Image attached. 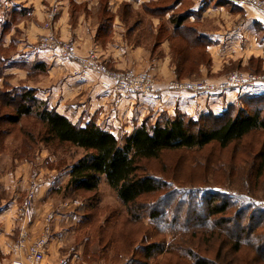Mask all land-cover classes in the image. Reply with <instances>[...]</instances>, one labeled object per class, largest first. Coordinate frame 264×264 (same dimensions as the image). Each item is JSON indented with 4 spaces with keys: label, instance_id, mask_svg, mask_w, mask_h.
I'll list each match as a JSON object with an SVG mask.
<instances>
[{
    "label": "crops",
    "instance_id": "crops-1",
    "mask_svg": "<svg viewBox=\"0 0 264 264\" xmlns=\"http://www.w3.org/2000/svg\"><path fill=\"white\" fill-rule=\"evenodd\" d=\"M161 1L0 0L6 45H16L5 72L10 77L2 78L0 86L9 82L33 88L38 98L47 100L73 122L86 124L94 120L117 136L130 134L145 120L161 121L164 115L181 112L197 118L208 111L219 114L243 94L264 93V84L255 83L216 96L179 91L170 84L173 79L187 76L178 73L176 48L181 46L182 37L175 33L170 20L174 13H184V25L207 40L205 45L188 47L185 53H206L209 61L197 65L198 73L217 82L237 68L264 70V14L259 8L235 0H174L170 6L159 4ZM55 6L59 8L57 19L54 27L48 28L45 20ZM160 7L168 9L156 13ZM50 31L73 42L80 57L94 53L112 69L130 68L153 74L155 94L116 99L103 89V76L99 73L88 78L73 76L72 69L78 67L76 61L63 59L55 51L37 49L39 38ZM29 62H45L47 70L40 71L37 78L30 77ZM190 63V59L185 61V67ZM0 154V264L24 258L29 244L41 234L48 212L54 214L53 231L46 258L39 264H56L64 256L68 257L67 264H76L78 254L72 252L73 246L66 248L70 243L65 222L69 212L64 208L56 210L55 201L50 198L51 184L56 179L54 172L49 175L48 169L47 176L42 172L44 178H49L37 188L34 207L23 222L20 208L26 200L32 173L40 171V155L34 170L29 160ZM22 227L29 231V238L20 251L15 245Z\"/></svg>",
    "mask_w": 264,
    "mask_h": 264
},
{
    "label": "rangeland",
    "instance_id": "rangeland-1",
    "mask_svg": "<svg viewBox=\"0 0 264 264\" xmlns=\"http://www.w3.org/2000/svg\"><path fill=\"white\" fill-rule=\"evenodd\" d=\"M2 27L0 22V30ZM13 45L9 52L0 45V60L10 57L7 62L11 63L16 50ZM27 64L30 77H39L40 70L31 68L34 62ZM238 70L264 72L237 68L228 74ZM199 78L207 77L200 73L178 77ZM16 90L8 95L0 93V115L15 112L5 103L18 97L20 91ZM257 102L242 99L235 106L253 107ZM118 137L122 139L123 134ZM45 138L44 128L32 117L24 116L16 123L8 122L7 117L0 121V153L10 154V158L22 156L33 163L34 170L40 155V171L45 176L48 169L49 175L54 172L50 198L56 210L69 212L65 222L70 243L66 248L73 246L72 252L78 254L76 264H194L196 259L207 264H264L263 130L252 131L227 147L212 142L203 148L166 150L159 158L141 159L143 170L166 186L129 207L118 199L104 177L96 191L72 188L69 167L84 150ZM213 204L227 209L214 215ZM153 211L157 217L151 215Z\"/></svg>",
    "mask_w": 264,
    "mask_h": 264
},
{
    "label": "trees",
    "instance_id": "trees-1",
    "mask_svg": "<svg viewBox=\"0 0 264 264\" xmlns=\"http://www.w3.org/2000/svg\"><path fill=\"white\" fill-rule=\"evenodd\" d=\"M170 4L171 2L169 6ZM161 8H157L156 11H162ZM184 19V13H174L170 17L175 25V33L182 37L181 46L176 48L180 61L178 73L188 76L198 73L197 65L208 62L209 58L206 53L194 56L185 53L188 47L205 45L207 40L198 36L193 28L184 25ZM5 38L6 26L0 30V45L4 47V51L8 49L10 51L13 43L6 45ZM9 58L1 57L0 80L2 78L7 80L10 77L5 73ZM188 59L191 63L185 67V61ZM31 68L46 71L47 64L36 62ZM2 86H8V89L0 90L1 94L2 92L6 95L11 94L15 89L20 92L17 94L18 97L12 96L16 99L12 98L10 103H5L13 106L15 112L5 114L6 116L0 115V121L3 117H7L8 122L16 123L24 116L32 117L44 128L47 141L55 139L82 148L83 155L69 167V185L75 190L96 191L104 177L109 186L116 191L118 199L128 207L142 196L161 191L166 186V182L143 170L141 159L159 158L166 150L203 148L212 142L227 147L252 131L260 129L264 131V93H246L240 97V100L246 99L248 102L258 101L253 107L247 105L237 109L234 103L219 114L208 111L195 118L179 112L175 116L164 115L161 121L155 123L145 120L140 127L120 139L94 120L86 124L73 122L68 116L52 107L47 100L38 98L33 88L17 87L9 82H5ZM1 94L0 98H2ZM210 207L214 215L223 213L227 209L226 206L217 207L215 204ZM151 215L157 217L158 213L153 211ZM138 217L139 214L135 218ZM194 264L207 263L196 259Z\"/></svg>",
    "mask_w": 264,
    "mask_h": 264
},
{
    "label": "built area",
    "instance_id": "built-area-1",
    "mask_svg": "<svg viewBox=\"0 0 264 264\" xmlns=\"http://www.w3.org/2000/svg\"><path fill=\"white\" fill-rule=\"evenodd\" d=\"M240 4H249L259 8L264 14V0H235ZM57 7L52 8L45 20V26L53 28L56 22ZM40 49L51 50L58 53L63 59L74 60L78 67L72 69L73 76L84 78L91 77L93 73L103 76L101 85L103 89L113 95L116 99L126 95L140 97L152 96L156 92V78L147 71H137L130 68L112 69L106 63L91 53L85 57L78 56L76 45L57 35L54 31L43 35L38 42ZM255 84H264V72L255 73L248 71H234L224 77L221 81H213L208 78L199 79H173L171 87L179 91H190L204 95H219L229 90H241ZM26 200L20 208L22 221L30 216L36 200V190L45 178L41 171H34ZM54 214L48 212L44 217L42 232L28 246L24 258L14 259L10 264H39L44 261L48 252V244L53 231ZM29 238V231L22 227L20 238L15 247L23 250L25 241ZM68 257H61L56 264H67Z\"/></svg>",
    "mask_w": 264,
    "mask_h": 264
}]
</instances>
